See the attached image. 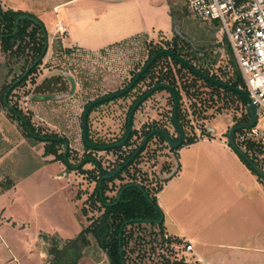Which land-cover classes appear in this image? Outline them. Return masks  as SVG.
Returning <instances> with one entry per match:
<instances>
[{
	"label": "rangeland",
	"instance_id": "374dc122",
	"mask_svg": "<svg viewBox=\"0 0 264 264\" xmlns=\"http://www.w3.org/2000/svg\"><path fill=\"white\" fill-rule=\"evenodd\" d=\"M63 1L66 0H0L3 10L21 11L38 18L47 35L45 55L26 80L12 90L8 103L16 105L38 133L43 130L51 135L56 132L66 136L71 150L67 162L43 153V143L28 137L21 121L2 105L4 86L27 66L10 68L7 58L0 53V192L9 182L8 189L16 182L15 189L0 195V215L10 222L3 233L12 248L9 252L0 244V264H17L18 256L23 264H35L39 261L36 257L39 248L46 251L53 243L61 247L65 240L75 237L87 226L90 218L99 214L90 200H86L93 183H85L82 172L70 168L71 160H79L87 152L80 140V116L87 101L126 84L133 70L146 59L148 50L171 46V38L178 34L190 43L191 49H196L203 65L220 79H224L226 70L234 73L230 62L233 55L220 25L216 21H196L181 0H74L52 9ZM28 3L33 6L26 10L10 7H23ZM57 19L66 22L70 34L68 30L63 34L54 28ZM57 22L67 29L62 21ZM73 40H77L78 45ZM69 75L76 82V92L72 95H68L69 84L63 79ZM141 88L142 84L125 98L108 102L99 113L96 109L89 117V133L105 138L120 135L125 109ZM166 96V92H155L134 118V125L160 118L171 127L170 102H166ZM188 103L183 101V108H187ZM225 105L227 108L220 112L208 109L205 119L191 116L193 125H186L188 134L220 137L228 133L226 130L233 117L240 114L236 108L241 105L235 98ZM213 115L214 119L208 121ZM209 122L213 129L211 134L205 133ZM259 124H264L261 115ZM237 134L238 131L235 136ZM236 144L241 147L240 143ZM56 148L62 153L61 144L56 143ZM94 154L109 170L127 151ZM178 161L175 153L146 151L128 165L127 171L120 172L121 180L110 179L108 186L112 189L107 194L115 196L118 187L131 178L148 187L156 198L155 190L173 177ZM82 207L86 211L83 212ZM19 223L24 226L17 225ZM133 229L153 249L150 256L143 257V262L162 264L183 256V261L190 263V256L183 255L180 246L162 242L157 224L143 223ZM164 237L170 238L165 232ZM88 238L90 243L83 248V256L77 264H109L94 239L90 235ZM13 254L17 257H12ZM135 255L132 253L131 259H138ZM48 260L50 264L49 255Z\"/></svg>",
	"mask_w": 264,
	"mask_h": 264
},
{
	"label": "crops",
	"instance_id": "0c3cea01",
	"mask_svg": "<svg viewBox=\"0 0 264 264\" xmlns=\"http://www.w3.org/2000/svg\"><path fill=\"white\" fill-rule=\"evenodd\" d=\"M70 1L74 0L63 1L52 9ZM28 6L33 5L10 7L26 10L31 8ZM57 21L66 24L64 20ZM73 42L78 45L77 40ZM259 116L248 139L262 144V149L253 155L264 169V124H259ZM233 123L232 120L226 132ZM211 132L212 128L207 134ZM225 135L203 134L176 151L179 161L173 177L156 193L163 213L162 228L167 236L180 240L181 253L190 256L189 264H264V183L227 144ZM240 148L244 149L242 145ZM15 183L0 195L15 189ZM9 223L0 217V244L10 252L12 248L3 233ZM187 242L191 250H185ZM36 257L39 261L35 264H48V254L42 248ZM17 258V264L18 260L23 264Z\"/></svg>",
	"mask_w": 264,
	"mask_h": 264
},
{
	"label": "trees",
	"instance_id": "16d2710c",
	"mask_svg": "<svg viewBox=\"0 0 264 264\" xmlns=\"http://www.w3.org/2000/svg\"><path fill=\"white\" fill-rule=\"evenodd\" d=\"M22 13L23 12L21 11H14L11 9L3 10L0 5V53H3L5 55L8 64L10 65V68H15V66L18 65L22 66V68L23 66H27V69L29 65L40 56L44 48L45 37L41 31L40 26L36 25L28 19L20 20L16 32L13 33L14 21L16 17ZM160 49H162L161 46L152 48L151 50H149L148 56ZM169 49H171L175 55L181 56L180 52H178L175 48ZM45 53L43 54V56L45 55ZM147 59L145 60V62L147 61ZM40 61L41 60H39L38 63L28 71V74L23 77L20 82L15 83L13 88L8 91L7 101L12 90L26 80L27 76L34 71ZM230 62L232 63L231 65L234 69V73L230 72L229 70H226V72H224L223 74V80L214 75L213 77L233 86H240L242 89L245 90L243 79L236 66L234 58ZM159 65L161 67L159 68L158 73L156 75L155 83L168 82L170 84H173L174 86L179 83V88L190 99H192V105L196 107V100L201 94L197 92L199 87L195 85V82L196 80H201L204 83L203 86L206 85L209 87V91L204 89V91H207L208 96L207 94H204L205 92L203 91L202 98L199 99L200 105L203 106L204 110H206V108L211 107L212 105H215V103L213 104V95L215 94H217L218 96V102L216 103V109L218 112H220L222 109H226L227 106L225 105V103H232L233 98H235L240 103L241 107L236 108L237 110H240V114L237 117H233V125L238 123L246 124L249 122V118L246 113L247 101L242 95L236 93L235 91L229 88L222 87L212 82H209L208 80H205L202 76H199L195 74L192 70L188 69L182 62L178 61L175 56H168L167 54L158 55L155 60L150 64L148 70L143 75H141L140 80H142L150 71L155 70L154 67H157ZM164 66L166 67L165 70ZM23 71L16 77L12 78L11 83L6 84L4 86V90L1 95V102L3 106H5L3 102L4 93L7 91L9 86L21 76ZM200 71H202L204 74H208V71L206 69H200ZM185 72H187L188 74H185ZM188 76H191V78H189ZM177 95L179 96V94ZM220 99L222 100V102H220ZM11 106L16 110V112L21 114L20 109L16 105ZM11 112L17 119H19L13 111ZM203 117L205 118L206 115L204 114ZM23 118L26 120L29 128L32 131V134L29 133L25 124L19 119L23 125L26 135L28 137H33L36 139L34 135L37 134V131L32 125H30L26 117L23 116ZM181 118L182 114L179 110L178 120H180ZM246 130L250 129H241L238 131V133H242ZM193 140V137H189L186 143H191ZM242 146L244 147L243 151L260 168H262V166L256 160V157L253 155V152H257L262 149V144L259 141L247 139L242 144ZM57 151L58 150L55 148V143L51 142L45 147L44 153L53 154L55 158L61 159L63 157V154L60 152L58 153ZM129 156L130 154L124 155L122 157V161L126 160ZM240 159L247 166V168L251 170L252 173L257 175L258 178L264 183V178L258 175L255 170L242 157H240ZM121 162L119 161L118 164H120ZM127 168L128 166L125 167L123 170L127 171ZM120 174L121 173L115 175L114 177L121 179L122 176ZM110 179L113 178L103 179L100 184L95 186L92 193H90L86 199L90 200L93 209L98 211L99 214L96 217L90 218L89 224L83 227L75 237L65 240L64 244L61 247L55 245V243L47 247L46 252L51 257L50 264H77V262L83 256V248L87 247L90 243L88 235H90L94 239L98 248L105 253L109 264H121L122 261H124L125 264H148V262L146 261L143 262V259L147 256H150V252L151 250H153L151 248V244L148 245V241L143 240V238L140 237L139 234H135V232L131 229L134 226L139 227L143 223H145L143 221L144 219H150L151 222L147 224L155 226L156 224H154L153 221L158 219L159 211H161V209L159 208L154 195H149L148 190L146 189V194L144 195L142 191L139 190L136 186L127 187L120 195V199L118 200V202L113 203L116 200L117 193L115 196H108L106 194V191L112 189L111 187L108 188L107 186V183L110 182ZM131 180L134 181V179ZM10 184L11 182L5 185L4 189L9 188ZM125 184L126 183H123L118 188V190ZM158 189L159 187L155 190V193L158 191ZM148 198L150 200H148ZM81 209L83 212L86 211L84 207H82ZM130 219L134 220L132 222L125 223V221ZM162 224L163 222L157 224L162 242L164 241L168 244L173 243L176 244L177 247H179L181 244L180 240L164 237ZM127 225H130L129 229L127 228ZM53 242H56V240H53ZM133 242L134 246H132ZM119 246L122 248L121 254L119 252ZM132 253H136L135 258L138 259H131ZM139 258L142 259L140 260ZM162 264L187 263H185L183 261V258L180 257L178 259L175 258L172 261L165 260V263L163 262Z\"/></svg>",
	"mask_w": 264,
	"mask_h": 264
},
{
	"label": "flooded vegetation",
	"instance_id": "af4514ba",
	"mask_svg": "<svg viewBox=\"0 0 264 264\" xmlns=\"http://www.w3.org/2000/svg\"><path fill=\"white\" fill-rule=\"evenodd\" d=\"M170 41H171L172 45L171 46H167V48H164V47L161 46L162 49L175 48L181 54V56H178V57H181L185 62H187L189 65L193 66L198 71H200V69H206L208 71V74H205V75H208L209 77H212V78H214L213 75L217 76V77L219 76L215 72H211L207 67H205L203 65V62H201V56H198V53L196 52V49H191L190 43H188L185 38H181V37H179L178 34H175V36H173V38H171ZM169 50H171V49H169ZM148 53H149V50H148ZM150 56H148V54H147L146 59L148 57H150ZM168 56H170V55H168ZM145 60L143 61L144 64L143 63L140 64L138 67H136L135 70H133V72L131 73V76H130V78H129V80H128V82L126 84H124L123 86H121V87H119V88H117L114 91H111L109 93L98 95V96L90 99L89 101H87L85 103V105H84V108H83L81 116H80V140H81V143H82L81 145L85 148V152L86 151L87 152L79 160H71L70 164H71V166H73L72 170L74 172L78 171V170H80V172H82L83 176L81 175V177L82 178L84 177L83 179H84L85 183H88L90 185H91V183H93L92 184L93 185L92 191L94 190L95 186L100 184L101 181L103 180L102 179L99 182V180H100L99 169L102 170V171H110V170L115 169L117 166H119L122 162L125 161V160L122 161V159H121L122 162L120 161L121 162L120 164H117L116 166H113L109 170H107L105 167L102 166V162L100 161L98 156L96 154H94V152L106 153V152H110V151L121 152V150H126L127 154L131 155L139 148V146L141 145V142L144 139V137L149 132H151L153 130H156V129L163 130L167 134V136L170 138V140L172 142H177L179 140L181 134H180L179 129L175 126V124L173 122V118H172L173 109H174V96H173V93L168 88L160 87V88L152 91L150 94H148V92L151 90V88L153 86H155V85H167V86H170L171 89L175 92V95H176V97L178 99L177 120H178V112H179V110H180V112L182 114V118L180 120H178V123L180 124V126L182 128V131H183V139L177 146L172 147L162 133L153 132L147 138V140L145 141V144L142 146L141 150L135 156V158L133 159L132 162L136 161L138 159V156H140L142 153H145L146 151L163 152V153H166V154L176 153V151L180 147H182L185 144H188L186 142H187L189 137H193L194 140H195L199 136H201V135H197L198 133L196 134V132H195V134L194 133H191L190 135L188 134L186 125H188V124L193 125V121L190 118L191 116H193L195 118L205 119V118H207V116L205 118L203 116H204V114L207 115L206 111L208 109H213L215 112H218L217 109H216L217 108V104L216 103L218 102L217 94L213 95V104L215 103V105H212L211 107L206 108V110H204L203 106L200 105V100L199 99L202 98V93L204 91V88L206 87L207 91H209V87L208 86H203V88L201 87L202 85H204V83L201 80H196V82H195V85L197 87H199L197 92L199 94H201L199 96V98H197V100H196V107H194L192 105L193 104L192 99H190L179 88V83H177L175 86L173 84L168 83V82L155 83L156 75L158 73L159 68L161 67L160 65L157 66V67H154L155 70L150 71L142 80H140V78H141V76H140L139 79L125 93H123L121 95H118V96H114L112 98L103 99V98L109 96L110 94H114L116 92L124 90L130 84L131 80L136 76V74L143 68V66L147 62V61L145 62ZM202 60H203V57H202ZM149 66H148V68H149ZM185 66L188 68L187 65H185ZM148 68L142 73V75L148 70ZM165 69H166V67L164 66V70ZM200 72L202 74H204L202 71H200ZM186 73L187 72H185V74ZM195 74H197V73H195ZM188 77L191 78V76H188ZM63 79L67 80V82L69 84V88L67 90L68 91V95L69 94L72 95L73 93H75L76 92V82L73 79V77H71L69 75V76L64 77ZM217 80H219V79H217ZM141 84L143 85V88H141L142 90L138 91L135 94V96L132 97V99L129 102L127 108L125 109L123 122L119 126V128H122V130L120 131L121 132L120 135H118L115 138H110V136L108 138H105V136L104 135L102 136L101 134L92 135L91 133H89V131H90L89 117L96 109H98L96 111V113L101 112L102 107L105 106V104H107L108 102L117 100V99L125 98L128 94H130L131 92L135 91V89L137 87H139V85H141ZM157 91H163V92H166V94H167L165 100H166V102L167 101L170 102V105H169V109H170L169 124L171 125V127L167 126L166 124H163V122L160 120V118H153L152 120H150V122H147V121L144 120L139 126L134 125V118H137V115H138L139 111L142 109V107L145 105L146 102H149V99ZM177 91H178V93H177ZM146 94H148V95L145 96ZM177 94H179L180 97ZM144 96H145V98H143L141 100V98L144 97ZM56 97H57V95H56ZM97 99H102V100L100 102H97L94 105H92L90 107V109L88 110V113H87V116H86V138H87V142H88V144H87V143H85V141L83 139V136H82V130H83L82 129V119H83L82 116H83V112H84V109L86 108L87 104L90 101L97 100ZM183 101L184 102L189 101L187 108H183V106H182ZM137 102H138V104L133 109L132 114H130V111H131L132 107ZM148 109H149V107H148ZM129 116H130V132H129V135H128L126 141L124 142V144L121 145V146H118V147L111 148V149H100L102 146H108V145L116 144V143H118V142H120V141H122L124 139V137L126 136L127 128H128ZM214 117L215 116L213 115V117L208 119V121L209 120L212 121L214 119ZM210 123L211 122H209V125H210ZM210 129H211L210 126H207L206 130H205V133H207ZM197 130L198 129L195 128V131H197ZM199 133H202V132L199 130ZM36 135H37L36 139L43 143V150H45V147L48 144H50L51 142L55 143V148H56V143H59V144H61L63 146V151H62L63 157L61 159L63 160L64 157H66V159L68 161V158L71 157V155L69 157V153H70L71 150H69V142H68L66 136L59 135L56 132H54V134L51 135L50 133L48 134L46 132H43V130H41V133L37 132ZM194 135H197V136H194ZM66 144H67V151H66V154H64L65 153ZM43 153H44V151H43ZM132 162H130V163H132ZM87 164H88V166H86ZM121 179H118V180H121ZM130 181L133 182V183L139 184L142 187V189H143L142 193L143 192L145 193V189H146V190H148L149 195H151V194L153 195L154 194V193L150 192L148 187H146L144 184L136 181L135 179L133 181V180H131V178H129L126 182H123V183L127 184V183H130ZM88 184H86V185H88ZM108 188H109V186H108ZM92 191H91V193H92ZM116 193L118 194L117 191H116ZM106 194H107V191H106ZM148 200H150V199L148 198ZM129 228L130 227H128V229ZM131 230L134 231L133 228Z\"/></svg>",
	"mask_w": 264,
	"mask_h": 264
},
{
	"label": "built area",
	"instance_id": "2783aa9c",
	"mask_svg": "<svg viewBox=\"0 0 264 264\" xmlns=\"http://www.w3.org/2000/svg\"><path fill=\"white\" fill-rule=\"evenodd\" d=\"M181 1L196 21H216L220 25L245 91L256 105L257 116H264V0ZM55 28L63 34L67 32L59 22ZM253 133V128L239 133L238 143L242 145ZM191 249V243L187 242L185 250Z\"/></svg>",
	"mask_w": 264,
	"mask_h": 264
},
{
	"label": "water",
	"instance_id": "95a60500",
	"mask_svg": "<svg viewBox=\"0 0 264 264\" xmlns=\"http://www.w3.org/2000/svg\"><path fill=\"white\" fill-rule=\"evenodd\" d=\"M23 19H28L30 21H32L33 23H35L36 25L40 26L41 28V31L45 37V43H44V48H43V51L42 53L40 54V56L35 59L27 69H25L23 71V73L21 74V76L19 78H17L15 80L14 83H12L9 88L7 89V91L4 93L3 95V102L5 104V106H7V108L11 111H13L15 113V115L25 124L26 128L28 129V132L32 134V131L31 129L29 128L26 120L23 118V116L21 114H19L18 112H16V110L8 103L7 101V93L10 89L13 88L14 84L15 83H18L21 81V79L23 77H25L27 74H28V71L33 67L35 66L39 60L42 59L43 57V54L45 53V50L47 49V35H46V30H45V27L43 26L42 22L36 18L35 16H31L29 14H26V13H22V14H19L15 21H14V29H13V33L16 32L17 30V27H18V23L20 20H23ZM1 36V34H0ZM160 54H167V55H170V56H175V58L184 63L185 65L188 66L189 69L193 70L195 73H197L198 75L202 76L205 80H208L209 82H212L216 85H219V86H222V87H226V88H229L233 91H235L236 93L242 95L246 101H247V107H246V113L248 115V118H249V122L246 123V124H242V123H238V124H235L233 126H231L228 130V133H227V144L240 156L242 157L254 170L255 172L260 175L262 178H264V169L260 168L235 142V133L241 129H251L253 128L255 125H256V122H257V108H256V105L253 103L252 99L250 98V96L248 95V93L242 89L240 86H233L231 84H228V83H225V82H222L220 80H217V79H214L212 77H209L208 75H205V74H202L200 71H198L197 69H195L193 66L189 65L187 62H185L181 57H178L176 56L171 50L169 49H161V50H158L156 52H154L150 57L149 59L147 60V62L145 63V65L143 66V68L136 74V76L131 80L130 84L122 91H119V92H116L114 94H110L109 96L103 98V99H107V98H112L114 96H118V95H121L123 93H125L126 91H128L131 86L139 79V77L142 75V73L148 68V66L155 60V58L160 55ZM160 87H164V88H168L169 90L172 91L173 93V96H174V109H173V115H172V118H173V122L175 124V126L179 129L180 131V138L177 142H172L170 140V138L167 136V134L163 131V130H160V129H156V130H153L151 132H149L145 137L144 139L142 140L141 142V145L139 146V148L133 153L131 154L124 162H122L119 166H117L115 169L113 170H110V171H102L99 169V174H100V180L99 182L102 180V179H109V178H112L114 177L115 175H117L118 173H120L127 165L130 164V162L133 161V159L135 158V156L139 153V151L141 150L142 146L145 144V141L147 140V138L153 133V132H160L162 133L165 138L167 139V141L170 143V145L172 147H175L177 146L183 139V131H182V128L180 126V124L178 123V120H177V105H178V99L175 95V92L171 89L170 86H167V85H155L151 88V90L148 92V94H150L152 91L160 88ZM148 94H146L145 96H147ZM142 97L141 100L143 98ZM102 99H97V100H93V101H90L86 108L84 109V112H83V119H82V136H83V139L84 141L88 144L87 142V138H86V116H87V113H88V110L90 109V107L92 105H94L95 103L97 102H100ZM138 104V102L132 107L131 111H130V114H132V111L133 109L135 108V106ZM129 132H130V116H129V121H128V128H127V132H126V136L124 137V139L116 144H112V145H108V146H102L100 149H111V148H114V147H118V146H121L124 144V142L126 141L128 135H129ZM35 137H37V135H34ZM66 151H67V144H66V148H65V153L66 154ZM64 160L67 162V159L66 157H64ZM73 167L70 165V168ZM130 186H136L138 189H140L141 191H143L142 187L137 184V183H133V182H130V183H127L125 184L119 191H118V194L116 196V200L113 202V203H117L118 200L120 199V195L122 194V192L127 188V187H130ZM143 194L145 195V193L143 192ZM134 219H130V220H127L125 221V223H129V222H132ZM139 220V219H138ZM145 223H150L151 220L150 219H144L143 220ZM163 221V213L162 211H159V217L158 219L154 220V224H159ZM120 245V244H119ZM119 252L121 254L122 252V248L119 246ZM121 264H125L124 261H122Z\"/></svg>",
	"mask_w": 264,
	"mask_h": 264
}]
</instances>
